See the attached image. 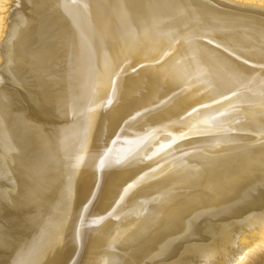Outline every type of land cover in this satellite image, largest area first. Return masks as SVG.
I'll use <instances>...</instances> for the list:
<instances>
[{
	"label": "bare ground",
	"instance_id": "1",
	"mask_svg": "<svg viewBox=\"0 0 264 264\" xmlns=\"http://www.w3.org/2000/svg\"><path fill=\"white\" fill-rule=\"evenodd\" d=\"M165 51L162 64H153ZM178 54L190 58L189 70L204 73L203 82L178 88L161 71ZM121 65L113 103L96 108L85 134L89 101L106 103L110 75ZM242 88L250 89L245 103H210ZM261 92L262 2L0 0V264H229L232 251L259 248ZM197 104L210 106L184 116ZM229 104L237 110L214 122L222 130L187 133L152 155L169 133ZM117 132L147 139L132 158L100 169L98 153ZM141 173L147 175L122 201L119 219L88 223ZM117 231L123 236L114 240ZM198 233L207 242L188 249ZM208 238L225 255L214 256Z\"/></svg>",
	"mask_w": 264,
	"mask_h": 264
},
{
	"label": "snow or ice",
	"instance_id": "2",
	"mask_svg": "<svg viewBox=\"0 0 264 264\" xmlns=\"http://www.w3.org/2000/svg\"><path fill=\"white\" fill-rule=\"evenodd\" d=\"M125 8L128 7H134V4L125 3L122 5ZM126 24L132 28L133 30L137 27L136 23L133 22L132 18L130 16L125 18ZM142 24V21H141ZM156 29L159 30V24L155 25ZM145 34L147 33V29H142ZM203 39H207V37H203ZM209 43H213V41H209ZM222 45H217V47H221ZM170 55L169 51H165L163 55L158 59L152 61L153 64H162L164 59ZM179 58L174 59L173 64L169 68L161 69L163 73H165L168 77L171 78L172 82L176 84V86L179 88L181 85H183L185 88L191 86V82L193 80H196L198 82H203L202 77L204 73L199 68H189L184 66V61L189 60V57L181 56L178 54ZM191 59H195V57H192ZM245 63H248V61H245ZM137 67H143V65L138 64ZM136 69H132V71H135ZM94 74L99 75V70L93 69L92 70ZM123 72V65L119 66L114 72L110 75V83L113 85L112 91L110 94H108L106 103H103L102 105H97L92 101H89V106L86 108L87 112V121L86 124L83 125V131L86 134L88 130V126L91 124L92 116L96 110L97 107L104 106L107 107L110 104L113 103L115 98V84L117 81V78L119 77L120 73ZM237 73H239V69L236 70ZM251 83V81H249ZM243 91H250V89H238V90H227L225 93H218V98H213L211 100V104H219L221 101H230V100H236L237 104L245 103L246 100L243 97ZM261 96L264 97V92H261ZM239 98V99H237ZM209 104H197L195 108L190 109V111L186 112L184 116L191 117L193 113L197 112L199 108H208ZM237 107L234 104H229L228 109L226 110H218L214 114L209 115L205 117L202 120L196 121V122H190L188 125H186L185 132L181 133H169V135L172 137L171 140L161 143L157 146L156 150L152 153L153 156L159 155L161 152H164L166 150H169L173 147V145L178 141L182 139L187 138V133H191L194 135H205L212 131H220L222 130L218 125H216L214 122L218 121L219 119L225 117L228 115L229 111H236ZM139 115V113H137ZM181 120L184 119V117H180ZM201 125H206L207 127H201ZM230 131H236V129L232 128L229 129ZM147 135L144 137H132L128 138L122 135V133L117 132L110 140L109 143L105 145V147L101 150L100 153H98V164L97 167L102 169L107 164L115 163L116 165H120L124 161L132 158L134 154L138 151L141 145L146 141ZM119 146V147H118ZM181 155H185L182 153ZM146 159H149L151 157H145ZM81 156H76L75 161L78 165L81 161ZM157 168H159V165H157ZM156 168L149 169V172H155ZM147 175V173H141L139 176L136 177V179L126 183L123 187V190L119 193V198L114 201V203L110 206V210L106 211L103 215H97L90 219L88 221L91 225H100L102 222L106 220V218L115 217L119 219L118 216H116V213L119 210V206L121 205L122 201H124L126 195L137 185V183L144 179V177ZM84 207H87V204L84 205ZM81 222L85 220V217L83 213H81ZM121 236H123V233L120 231H117V233L114 235L113 239H119Z\"/></svg>",
	"mask_w": 264,
	"mask_h": 264
},
{
	"label": "rangeland",
	"instance_id": "3",
	"mask_svg": "<svg viewBox=\"0 0 264 264\" xmlns=\"http://www.w3.org/2000/svg\"><path fill=\"white\" fill-rule=\"evenodd\" d=\"M256 1L264 3V0H256ZM15 176L16 175H12V177H15ZM10 222H11V226L15 227L17 229V226H16L17 220L12 219ZM195 237H198V238H195ZM201 237H202V239H201ZM188 241H189L190 246L188 245ZM201 242L203 244H205L207 241L204 239L202 234L198 233V234H194L190 238H188L185 246L187 245L186 247L189 249L192 247L200 246V244L203 245ZM208 244L212 247V250H214L213 251L214 256L225 255L224 252L222 251V249L220 248V246L217 244V242H213L208 238ZM214 256L212 257L213 259L210 258V260H214L215 259ZM229 259H230L229 264H264V243L260 242V247L257 249H253V248L249 247L247 249H242V250L239 249V250H235L234 252L232 251Z\"/></svg>",
	"mask_w": 264,
	"mask_h": 264
}]
</instances>
